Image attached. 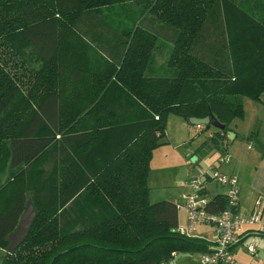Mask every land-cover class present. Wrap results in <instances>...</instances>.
I'll use <instances>...</instances> for the list:
<instances>
[{"label": "trees", "instance_id": "obj_1", "mask_svg": "<svg viewBox=\"0 0 264 264\" xmlns=\"http://www.w3.org/2000/svg\"><path fill=\"white\" fill-rule=\"evenodd\" d=\"M259 2L254 13L234 0H0V157L20 168L0 186V247L27 203L37 209L3 264H162L173 252L211 250V240L180 231L179 203L151 201L150 162L171 114L215 115L226 128L209 140L224 152L233 121L245 116L244 97L261 100ZM117 7L131 9L127 22ZM12 41L30 48L40 68L12 74ZM75 43L96 51L95 67L69 65ZM159 48L168 56L155 72ZM61 81L78 91L69 107L63 93L72 87ZM226 204L217 194L209 209Z\"/></svg>", "mask_w": 264, "mask_h": 264}, {"label": "rangeland", "instance_id": "obj_2", "mask_svg": "<svg viewBox=\"0 0 264 264\" xmlns=\"http://www.w3.org/2000/svg\"><path fill=\"white\" fill-rule=\"evenodd\" d=\"M236 3L242 5L245 9L247 8L248 11H254V13H258L257 8L260 6L259 3H263L264 0H234ZM252 4H256L257 6L253 7ZM141 9L140 5H133L132 12H139ZM117 15L120 20L123 22H127V18L129 13H131V9L126 8L122 9L117 7ZM227 15L231 18V20L237 25H242V23L245 21V17L236 9H229L227 12ZM132 16V13H131ZM130 16V18H131ZM131 20V19H130ZM160 44V41H159ZM18 48V53L20 56L13 55L16 51L15 48ZM6 48L8 51V58L11 60L9 62V66L7 65L6 61L2 63L3 65H7V67H10L9 71L13 74L16 71L19 72H28L31 70H35L37 68H40V62H36L35 55L33 54V51H31L30 48L27 49H21L24 48L23 46H20L16 42H8L6 44ZM72 50V51H71ZM73 55V56H72ZM96 56V51L94 50V53L91 48H87L83 52L79 50V47L77 46V43L70 44V48L67 52L66 59L71 60L70 66L75 67L76 64H83L86 67L94 66V62L92 60V57ZM167 49H157L155 50V58H154V71L158 72L161 67L165 66L166 60H167ZM60 63H63L65 61L64 58H60ZM95 67V66H94ZM20 77V76H18ZM96 81H99L98 79ZM30 84L32 81H29ZM18 82H14V84H17ZM62 85H70L68 81H61ZM71 86V85H70ZM71 92L64 89L65 92L64 97L69 98V101L71 103H68V107L72 104H74V101H78V91L77 88H74L73 86ZM256 103V104H254ZM244 108H245V116L246 120L250 121L255 115L258 110H262L261 114L264 116V93L261 94V100H255L249 96L244 97ZM182 116L171 114L168 117L167 125H166V136L161 140L163 143L157 146L152 155V159L150 162V171H149V180L148 185L151 189L152 196L151 201L156 202L160 200H174L178 201V198L180 197V192L185 187H181L179 185L181 182H184L187 177V172L190 169L189 163H187L188 160H191L190 154L195 152L196 148L198 146L201 147L203 141L209 140V131L208 129L200 130L198 133L197 130H195V127L197 125L195 124H189L190 127H192L193 132L188 138L187 144L183 146V148L175 147L168 142V133L167 130L173 134V136L176 138L178 135V129H180V125L178 123L179 120H182ZM261 118V117H260ZM259 125L264 130V117H262L260 120H258ZM168 128V129H167ZM212 130H218L215 126L210 127ZM241 132L242 134L246 133V129H244L241 126ZM260 129H256V131L259 132ZM231 137V135H230ZM210 141V140H209ZM244 143L247 142L244 141ZM210 144L212 145V150L208 148H203L205 151V155L202 157L203 162L205 163L202 167H208L209 162H217L218 163V156L220 151L218 147L213 145V142L210 141ZM189 148V150L187 149ZM187 149V150H186ZM214 151V152H213ZM208 165V166H207ZM10 166V156L6 153H3V156L0 157V186L7 181L10 182L14 178V175L19 171L20 168L14 169ZM200 167L199 165H196ZM13 168V169H12ZM17 171V172H16ZM212 186L218 185L215 182H211L208 184V188H211ZM220 190H227V188L221 187L219 185ZM226 192V191H225ZM157 193V194H155ZM181 201V200H180ZM179 202V201H178ZM179 223L182 228H186L188 225L187 222V212L182 208L179 207ZM213 228L211 226H199L196 231L192 233L193 236L204 238L207 240H211L213 236ZM258 240L264 239V236H260L257 238ZM246 245H244L245 248ZM6 251L2 247H0V264H3V261L5 259ZM238 261V260H237ZM240 262V261H238ZM242 263V262H240ZM167 264V263H162ZM177 264H197L195 261V257L193 255L190 256H184L178 259ZM242 264H251V263H242Z\"/></svg>", "mask_w": 264, "mask_h": 264}, {"label": "built area", "instance_id": "obj_3", "mask_svg": "<svg viewBox=\"0 0 264 264\" xmlns=\"http://www.w3.org/2000/svg\"><path fill=\"white\" fill-rule=\"evenodd\" d=\"M231 160L230 154L225 152L218 159L217 164L208 167H198L192 160V170L186 182L187 190L183 193L179 207L187 212L186 228L180 226L183 234L191 235L198 225H211L215 232L211 241L210 251L195 255L197 264H242L235 258V246L241 242L248 230L256 234H264L263 212L259 209L263 201L257 198L250 214H242L239 210V178L220 170L222 164ZM214 181L227 188L225 195L227 204L224 210L213 212L209 209L211 198L208 196L206 183ZM248 252L258 257V247L255 241L249 243ZM177 255L173 252V256Z\"/></svg>", "mask_w": 264, "mask_h": 264}, {"label": "crops", "instance_id": "obj_4", "mask_svg": "<svg viewBox=\"0 0 264 264\" xmlns=\"http://www.w3.org/2000/svg\"><path fill=\"white\" fill-rule=\"evenodd\" d=\"M261 112L262 110H258V112H256V115L250 121L246 120L247 115L244 116L243 118H237L233 121L231 125L232 130L230 131L233 133V136L229 132V137L230 135L231 137H230V141H228L226 144L227 147L224 152L222 151V148L218 147L215 144L213 145L218 147L220 151L219 155H222V153H225V152L230 154L231 160L228 163L222 164L220 166V170L229 175H237L239 178V189H240L239 191V200H240L239 210L240 212L244 215L250 214L251 211L253 210L256 199L260 197L261 200L263 201V204L259 209L262 210L263 218H264V130L258 123V120L264 117L261 114ZM178 123L180 125V129H178V135L176 138L173 136V134H171L169 130H167V133H168L167 135L169 139L168 142L169 144L175 147L183 148V146L187 144L188 138L193 132L192 127H190L189 125L192 123L190 122V120L185 119V118H182V120H179ZM241 126L244 129H246L247 131L246 133L242 134ZM205 129H208L209 131V138L215 132V130H212L206 125H201V126L197 125V127H195V130H197L198 133L200 132V130H205ZM256 129H260L259 132L256 131ZM251 134L253 135L251 136ZM205 141L202 142V145ZM244 141L247 142V145L246 143H244ZM202 145L201 147L198 146L195 152L190 154L191 160L193 156H197L196 165H199V166L205 165L202 157L206 153L203 148H208L210 150L213 149L212 145H207L203 147ZM187 149L189 150V148ZM212 164H217V162L215 161L209 162V165H212ZM188 165L190 169L187 172L186 180L179 184L181 185V187H185V188L182 189V191L180 192V197L178 198L179 202L175 201L177 203H180L182 201L183 193L187 190L186 182L192 170V165L190 164ZM9 167L11 168V164ZM211 182H214V181H209L206 183L208 196L210 198H212L213 196L217 194H225L226 190H220L219 184L215 186H212L211 184V188H208V184ZM221 187L225 188V186H222V185ZM151 196H152V192L150 189V197ZM199 226H205V225H198V227ZM206 226H211V225H206ZM211 227L213 228V231L215 232V227L214 226H211ZM260 236H264V234H256L252 230L250 231L248 230V233L245 234L241 242L237 244L234 248L235 258L242 263L264 264V239L258 240L257 238ZM252 241H255L258 247V257L257 258L252 256L248 252V249H247L249 243ZM244 245H246L245 248H244ZM195 261H196V258H195ZM167 264H170V262H168Z\"/></svg>", "mask_w": 264, "mask_h": 264}, {"label": "water", "instance_id": "obj_5", "mask_svg": "<svg viewBox=\"0 0 264 264\" xmlns=\"http://www.w3.org/2000/svg\"><path fill=\"white\" fill-rule=\"evenodd\" d=\"M190 122L192 124L201 126L206 125L209 128L211 126H215L216 128L220 130H224L226 128V125L221 123L215 115L211 114L209 116H206L204 118H198V117H191ZM161 129V128H160ZM230 134L233 136V133L230 132ZM197 160V156H193L192 161L195 162ZM37 217V209L35 205L29 201L22 213L21 221L19 226L15 231H13L9 236V245L5 249L8 253H13L15 249L24 242V240L28 237L31 227ZM184 256H190V253H184L179 252L174 259L170 262V264H176L179 258Z\"/></svg>", "mask_w": 264, "mask_h": 264}]
</instances>
